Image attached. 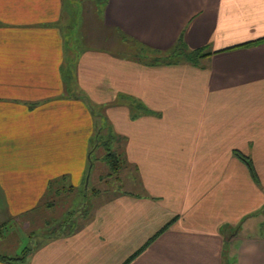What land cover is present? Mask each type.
I'll return each instance as SVG.
<instances>
[{
    "label": "crops",
    "instance_id": "0c3cea01",
    "mask_svg": "<svg viewBox=\"0 0 264 264\" xmlns=\"http://www.w3.org/2000/svg\"><path fill=\"white\" fill-rule=\"evenodd\" d=\"M80 1L86 16L79 0H0V224L48 208L55 180L59 197L82 190L106 123L137 190L29 264H264L251 234L264 216V0ZM180 39L211 55L151 65L130 49Z\"/></svg>",
    "mask_w": 264,
    "mask_h": 264
},
{
    "label": "rangeland",
    "instance_id": "374dc122",
    "mask_svg": "<svg viewBox=\"0 0 264 264\" xmlns=\"http://www.w3.org/2000/svg\"><path fill=\"white\" fill-rule=\"evenodd\" d=\"M81 3L82 2L79 0V7H77V9L80 11V15H85L86 13L85 10L83 12ZM76 6L71 7L72 11L76 10ZM73 16H75V14L71 13V18H73ZM89 107H92L91 111L93 115L95 114V122L98 126L101 123V118L99 116L100 113L98 112L99 107L94 103H91V106L89 104ZM104 126L105 130H102L103 132L100 130V127L99 129L97 128L101 133L100 135L97 133L92 142L93 152L91 153L94 160V166L92 167L91 162L89 163V171H87L86 174V176H88L85 178V182H82V184L79 185L83 189L71 192V194L66 192L61 193V197L55 202L54 206L44 208L41 205L43 210L39 209L32 215L21 216V218L15 220L13 224L7 226V229L3 232L4 237L0 236V240L2 241L0 243V255L14 257L13 250L18 247L19 252L17 258H21L24 256V252L27 248L36 249L45 243L47 236L62 235L63 237H66L74 231L77 232L85 225V222L92 220L96 210L95 208L101 202L112 198V196L117 193H123L124 191L135 192L137 190V187H134L137 186L138 183L135 174L129 172L131 169L129 166L124 165L125 154L123 156L121 153V158L119 152L116 151L119 142L120 144H122V142L119 141L118 144H116L115 137H112L109 134L108 125L105 123ZM98 141L100 145L97 148ZM109 142L110 144L108 145ZM111 152H118L120 160L122 161V166L118 173L113 171L111 166L105 160L106 155ZM99 175L102 176V182L99 181L95 185V179H97V176ZM94 187L98 189L97 193L100 192L99 197H94ZM47 200L48 199H45L44 202ZM262 220L263 221H254L259 223L253 226L251 234L255 233L256 235L264 237V216ZM14 234L17 236L14 238H19V241L18 239L15 240L12 238ZM14 246H16L15 249ZM29 262L30 260L25 264H29ZM15 264H22V261Z\"/></svg>",
    "mask_w": 264,
    "mask_h": 264
},
{
    "label": "trees",
    "instance_id": "16d2710c",
    "mask_svg": "<svg viewBox=\"0 0 264 264\" xmlns=\"http://www.w3.org/2000/svg\"><path fill=\"white\" fill-rule=\"evenodd\" d=\"M130 49H131L132 55H137L139 56L140 59H145V63L151 64V65H158V64L177 65L180 63H189V64L196 65L202 59L211 55L210 53H205L206 50L203 48L191 50L188 46H186V44L183 42L182 39L179 40V42L177 43V45H175V47H173L171 50H168V51L153 50L138 42H134L132 48ZM133 119H135L134 116H133ZM98 134L100 135V132ZM109 144L110 142L108 143V145ZM99 145L100 143L98 141L97 148L99 147ZM238 155L241 158V160L252 169L254 173V167H253L252 162L247 157L242 156L240 154ZM120 156L118 155V152L117 153L111 152V153H108L105 158L106 162L111 166L113 171H116V173L119 172L120 167L122 166L121 165L122 161L120 160ZM90 159H91L90 160L91 166L93 167L94 160L92 158V153H91ZM124 164H125V161H124ZM63 181H65V177L51 182L49 186V193L47 194L48 200L46 202H43V205H47V207L55 205V202L59 200V196L57 195L61 192L60 186L63 185ZM70 189L71 191L74 190L73 187H70ZM9 225L10 223L0 224V236H3L4 230L7 229V226ZM53 236H56V235H53ZM50 237L51 235L47 236V238H50ZM33 251H34L33 248H27L24 252V256H22L21 258H17L15 256L10 257L7 255L5 256L0 255V261L5 264H15L19 261H22V264H25L28 262L29 257L32 255Z\"/></svg>",
    "mask_w": 264,
    "mask_h": 264
}]
</instances>
